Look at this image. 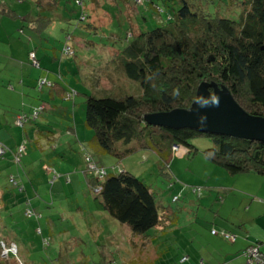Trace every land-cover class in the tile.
<instances>
[{"label":"trees","instance_id":"obj_1","mask_svg":"<svg viewBox=\"0 0 264 264\" xmlns=\"http://www.w3.org/2000/svg\"><path fill=\"white\" fill-rule=\"evenodd\" d=\"M70 1H73L78 9L74 29L79 30L82 35L79 37H82L80 47L83 49H88L87 43L98 37L104 44V40L114 44L118 35L109 31L113 26L112 17H116L118 13L123 14V9L130 13H127L131 20L128 22L131 28H135L133 34L127 31V43L121 50L114 51V58L120 60L123 76L138 85L139 93L124 96H115L113 93L102 96L85 94L84 125L86 129L91 130V135L87 138V145H81L80 152L85 164L84 181L93 194V204L97 210L104 211L119 223L127 225L134 235L144 234L162 222L158 204L148 184L121 163L115 164L110 170L99 163L96 164L94 155H110L117 158L118 162L138 152H144L145 155L149 153L158 160L156 162L159 167L169 176L170 161L175 153L172 146H180L187 152V156H191L197 151L191 141L207 137L211 140V146L203 149V152L229 174L256 172L264 175V143L261 141L208 134L189 128L154 126L147 124L143 119L145 114L151 112L189 108L195 99L197 86L204 81L224 85L243 109L251 114L264 116V0ZM223 1L227 9L237 8L238 14L232 17L222 16L218 8H209V4H220ZM40 2L42 0H37L38 4ZM58 2L59 0H52V6L47 10H54ZM90 3L93 10L102 9L109 14V34L97 35L106 28L96 24L90 12L86 10ZM103 5H106L109 11ZM150 12L152 17L149 16V19L154 26L142 28L141 23L147 22ZM0 14L6 19H14L16 16L14 9L6 8L3 4L0 5ZM41 18L45 20L41 26L50 22L48 17L41 15ZM24 27L20 26L18 33L19 36L28 38L27 61L33 67L39 68L38 48L48 45L49 40H42L45 43H41L36 37L38 35L34 34L39 33V29L30 31L35 36L33 39ZM65 32L61 54L74 55L76 49L74 45H68V41H75V37L69 29L66 28ZM31 52L35 55L37 66L30 58ZM42 79L45 83L41 84ZM36 81L39 89H42L44 84L50 88L54 85V82L46 77H39ZM177 90L178 95L175 94ZM75 93L77 92L67 88L62 97L68 99ZM40 105L34 106L29 114L16 113L14 124L19 115L25 116L26 122L18 126L35 122L43 113L39 111L38 115L33 117L34 111ZM70 128L77 138L73 123ZM77 141L81 142L79 138ZM23 142L26 147V140L23 139L18 143L17 149ZM0 144L6 147L5 154L9 150L8 145L2 141ZM16 152H12V161L20 164V160L14 161ZM145 155L141 159L145 160ZM85 156L97 168L104 169V177H99L95 168L87 167ZM42 170L48 173L45 165ZM57 176L59 175H54L55 178ZM64 176L66 182L70 181L69 174ZM20 177L10 173L7 184L0 185V219L6 222L2 220L5 224L2 233L9 236L8 243H14L17 251L19 248L15 240L21 228L14 223V226L8 229V222L9 218L13 217V208L19 203L18 195L26 190ZM99 186L100 190L95 192ZM179 197V194H172V202H177ZM22 210L23 216L27 218L38 220L42 216L31 208L29 199L25 201ZM26 210L31 211V215H27ZM46 224L50 225L48 221ZM36 232L42 233L40 228H37ZM49 244L50 237L43 238L42 245ZM11 254L9 253V256ZM36 254L35 252L33 255L38 257ZM15 262L6 263L0 260V264H17ZM29 262L35 264L34 260ZM106 263L121 264L110 258Z\"/></svg>","mask_w":264,"mask_h":264},{"label":"rangeland","instance_id":"obj_2","mask_svg":"<svg viewBox=\"0 0 264 264\" xmlns=\"http://www.w3.org/2000/svg\"><path fill=\"white\" fill-rule=\"evenodd\" d=\"M33 1L18 2V0H13L11 5L19 10L22 7H30ZM65 6L67 11H64V16L68 17V21L63 20L54 23L51 28L53 30L49 31L48 36H45L50 37L48 45L45 44L43 48H38L39 68L33 67L27 61V56L18 48L13 51L17 54V58L23 59V63L18 64L17 61H12L8 67V59L7 57L4 58L2 54L9 52L8 49H11L18 42L9 44L3 49L5 51L1 50V47H4L0 44V140L5 141L4 143L9 148L4 155H2L3 152H0V155H2L0 158V185L7 184L8 175L13 173L23 177H20V179L24 182L26 188L25 192L18 195L19 203L13 208V217L9 218L10 222H8V229L12 228L14 223L17 224L18 228H21V232L15 240L19 251H16L17 248L16 250L10 248L12 242L8 243L9 236H4L2 233L5 224L2 223L4 220L0 219L2 223H0V260L6 263L16 261L17 264H21L20 259L22 264H30L29 261L33 260L35 264H107L106 262L110 258L121 264H174L177 262L179 254L188 253L185 246L188 240L191 239V228L200 227L204 229L206 226L209 230L216 232L219 231L221 223L220 221H214V209H211V207H209V210L202 207L197 209L196 206L191 209L184 205L185 208L180 210L179 207L183 204L171 200L172 192L176 186L180 185L181 189L189 190L193 196L197 197H193V200L196 201L202 199L201 196L207 194L206 191L211 189L210 184L206 182L208 179L215 180L223 185H229L233 181L228 178L229 176L223 172L219 165L206 157L203 152V149L211 146V140L207 137H199L191 141L197 147V151L192 153L191 156H187L185 151L174 153L175 156H173L169 165L172 169L170 177L162 171L155 157L149 153L145 155L144 152H138L118 162L117 158L110 155H94L96 164H98L99 158L102 162L101 166L106 167L108 170L119 163L124 167L134 166L132 172L151 188L159 207L162 222L144 234L134 235L127 225L119 223L106 212L97 210L94 207L93 194L85 181L81 179L79 172L75 171L77 169L73 167L75 158L79 159L80 164L83 162L80 148L81 145L86 146L88 140L81 132V130H85V94L102 96L106 93H113L115 96H124L139 93L138 85L123 76L120 60L114 58V51L121 50L127 43L125 39L127 31L129 30L133 34L135 28H131L128 22L131 21L128 16L130 13L127 12V14L125 9H123V14L118 13L116 17H112L113 26L110 27L111 18L109 14L102 9L93 10L90 3L86 10L90 12L96 24L106 28L97 35L109 34L107 28L110 27L109 31L118 36H116L114 44H109L107 40H104V44L99 37L92 39L90 40L92 42H88V45H86L89 46L88 49L85 47L83 49L78 46L79 41L76 40L81 34L79 30L74 29L78 9L70 0L65 1ZM103 6L107 7L106 5ZM209 8L211 10L218 8L222 16L232 17L238 14L237 8L227 9L224 6V1L220 4L218 2L209 4ZM29 10H31V7ZM106 10L109 11L108 8ZM149 16L152 17V12L148 15L147 22L142 21V28L154 26ZM3 22H1L0 27L2 25L9 27L16 41L21 42L24 47H28L27 36H19L18 33V26L21 21L9 19ZM66 28L72 31L75 37V41H68V45H74L76 49L74 55L61 54ZM42 42L45 43V41ZM4 63L6 66L2 68ZM37 63H34V65L37 66ZM91 66H97V69L94 70L91 79L86 80L84 79L85 74L92 73ZM28 67L34 69L37 79L40 75L45 76L50 71V79L61 86L71 88L77 93L68 99H64L55 93L57 97L52 99L49 90L54 85L50 88L44 84L43 88L39 89L36 85L37 81H35L33 88L30 87L29 90L25 88V96H21V90L16 83H18L19 76L26 75ZM39 72H41L40 75H38ZM49 78L47 79L50 80ZM41 94H45L46 97L40 99L39 95ZM29 101H34V105ZM41 103L46 105V111L44 110L45 106ZM36 104H41L38 107H40V111L44 110L43 112L50 124L57 126L53 130L56 132V141L51 144V148L42 143V149H39L34 143L35 130L28 123L24 126H18V121H16L19 119L18 116L15 120L17 125L14 124V116L17 110L29 114ZM60 123L64 125L73 123L81 142H78L77 138H73V132L66 131L65 126ZM67 138H70L73 150L62 144ZM23 139L26 140V147L25 150L21 148L23 151L19 152L16 140L21 142ZM59 141L61 147L56 149L54 146H57ZM53 147L54 149H52ZM12 152H16L14 153V161L20 160V164L12 161ZM28 153L30 154L29 157H27ZM179 154L181 156H178ZM143 155H145V160L141 159ZM85 160H87L86 156ZM184 160H186V163L183 162ZM93 164H89L88 161L86 163L87 167ZM43 165L48 169V173L41 169ZM32 167L35 169V174L38 170L35 180H32L34 173L28 175V170ZM188 168L191 170L190 174H187ZM65 174L71 175L72 182H66ZM50 175H52L51 180ZM54 175L59 176L55 178ZM236 186L238 191L243 192L244 189V193L258 196L255 195V185L246 184L239 180ZM180 192L181 190L177 191L176 194L180 195ZM239 193H237L238 197L241 195ZM245 197L253 198L247 195ZM27 199L30 201L31 208L42 215L40 219L36 220L23 216L22 209ZM215 200V202L220 201L217 198ZM193 211L194 213L196 211V215L200 217L196 219V223L194 222ZM25 213L31 215L28 210ZM46 221L50 225H47ZM263 224V222L256 223L255 231H258L257 229H260ZM37 228L41 229V234L36 232ZM95 228L100 229L96 235ZM47 236L50 237V244L43 246V238ZM248 247H253V245ZM35 252L38 257L33 255ZM9 253L12 254L9 256ZM9 259L12 262L8 261Z\"/></svg>","mask_w":264,"mask_h":264},{"label":"crops","instance_id":"obj_3","mask_svg":"<svg viewBox=\"0 0 264 264\" xmlns=\"http://www.w3.org/2000/svg\"><path fill=\"white\" fill-rule=\"evenodd\" d=\"M13 0H0V5L3 4L6 8L14 9L15 11V20H20L21 23L18 26V29L20 26L24 25V29L28 34L33 36V33L30 31L39 29V33H35L36 37L42 40H49L47 37L50 34L49 31H52V26L54 23H59L58 21L62 22L65 20V22L68 21V17L64 16L65 9V0H59V2L56 5V8L54 10H47L49 7L52 6V0H42L40 4L37 3V0L33 1V4L30 7H22L21 9L14 8L12 4ZM25 1V0H24ZM19 2V1H18ZM60 9V10H59ZM67 11V10H66ZM42 16L48 17L47 19H50V22L46 24V26H41L43 24V20L41 18ZM39 19V20H38ZM4 20H9L4 18L2 14H0V24ZM38 20V22H37ZM42 20V21H41ZM45 21V20H44ZM4 23V22H3ZM7 23V22H5ZM3 26V25H2ZM1 26V27H2ZM0 27V44L4 47H1L2 51H5L7 46L11 43H17L12 46V48L8 49L9 52L2 54L4 58L7 57L8 62L7 66L12 61H17L18 64H22L23 59H19L16 57L14 49L18 48L23 52L24 55L27 53V47H24L21 42L16 41L14 38V34L12 30H10L9 27ZM82 36V35H81ZM35 36H33L34 39ZM82 37L77 38L76 40L79 41L78 46H80V41ZM19 44V45H18ZM37 51V50H36ZM7 54V55H6ZM46 55V54H45ZM6 64L4 63L2 68L5 67ZM9 67V66H8ZM22 67V66H21ZM92 67V66H91ZM32 67H28V72L26 75L22 74L19 76L18 83H16L21 90L20 95L25 96L24 90L25 88H33L35 81L37 79L36 73H34V69ZM95 68L92 67V73H86L84 76V79H91V77L94 75ZM3 70V69H2ZM41 72H39L38 75H40ZM50 71L45 76H39V77H50ZM35 79V80H33ZM50 79V78H49ZM52 80V79H50ZM54 82V80H52ZM15 90V88H13ZM67 87L61 86L54 82V86L51 90H49V95L52 99H56V94H58L60 97L63 96L64 91H66ZM19 90V91H20ZM29 90V89H28ZM31 92V91H30ZM56 93V94H55ZM46 96L45 94L39 95L40 99H44ZM52 102V101H51ZM29 103H32L34 105V101H29ZM42 104V103H41ZM37 105V104H36ZM42 105L45 106L44 110H47L46 105L43 103ZM29 107V104H28ZM43 110V111H44ZM22 112L21 110H17V113ZM30 126H32V129L35 130L34 135V143L37 145L39 149H42V143L44 145H48V147H52V143L56 141V132L53 130L54 127H57L54 124H50V121L46 117L45 113L43 112L39 119H37L35 122L28 123ZM61 125L65 126V130L72 133V130L70 128V125H64L63 123H60ZM30 128V127H29ZM31 129V128H30ZM62 131V130H59ZM18 132V131H17ZM76 132V128H75ZM84 137H90V132L88 129L85 128V130H81ZM69 133V136H70ZM27 134V133H26ZM73 138H76L74 134H72ZM77 135V132L76 134ZM8 136V135H7ZM28 137V134H27ZM79 136L77 135V139ZM43 140V141H42ZM80 140V138H79ZM3 143L5 141L0 140ZM19 140H16V145L18 144ZM57 144V143H56ZM62 144L66 145L70 150H73V145L70 142V138H67L66 141L62 142ZM54 145V144H53ZM56 149L61 147V142L59 141ZM54 147L52 149H54ZM69 150V151H70ZM30 154H27V157H29ZM82 156V154H81ZM175 156V155H174ZM178 156H181L180 154ZM32 159V158H31ZM83 159V157H82ZM158 162V160H156ZM31 162V161H29ZM84 162V161H83ZM83 162L80 164L79 159L75 158L73 160V167L77 170L76 172H79L81 175V179L85 180L83 171H84V164ZM186 163V160L183 161ZM98 163L101 164L102 162L98 158ZM189 167L188 165H186ZM132 167L134 166H128L126 167L129 170H132ZM39 168V167H38ZM73 168V169H74ZM222 168V167H221ZM42 169V166H41ZM223 172L229 176L228 178L231 179L233 182L229 185H223L222 183H219L215 180L208 179L206 181L210 184L211 189L206 191L207 194L202 195V199L199 200H193L195 195L187 190V189H181L182 187L180 185H177L174 191L172 192L175 194L177 191L181 190L180 197L178 199L181 204H183L180 208V210H183L185 206L194 209L193 207L196 206V208L202 207L205 210H209V207L211 209H214L213 213L215 215L214 221H220V229L219 231L212 232L205 226L204 229L202 228H196L190 229L192 230L191 239L188 240L187 245L185 246L188 253L178 255L177 262L174 264H248L246 261V257L244 256V250L249 245H256L258 246V250L264 254V224L260 227V229H257L258 231H255V225L256 223L263 222L264 223V175L259 174L256 172H246V173H240V174H229L224 168ZM28 170V168H27ZM172 169H170L171 171ZM30 171V172H29ZM190 169L188 168L187 174H190ZM25 173H27L25 171ZM35 174V169L32 167L30 170H28V175ZM37 173L34 175V178L32 180H35ZM239 180H242L246 184L255 185V195L247 194L243 192L238 191L236 189V185L238 184ZM70 181L72 182V177L70 175ZM240 192L239 197L237 193ZM222 195V196H219ZM251 196L253 198H246L245 196ZM219 199V202H215V199ZM185 205V206H184ZM192 212V210H191ZM194 213V211H193ZM194 222L196 223V219L200 218L196 215V211L194 213ZM177 219V218H176ZM191 224V223H190ZM217 224V223H216ZM177 226H179L177 224ZM95 228V235L97 232L99 233L100 229ZM180 229V228H179ZM164 230V229H163ZM222 231L228 232L232 235H235V239L231 240L224 235H222ZM180 232V231H179ZM229 240V242H228Z\"/></svg>","mask_w":264,"mask_h":264},{"label":"water","instance_id":"obj_4","mask_svg":"<svg viewBox=\"0 0 264 264\" xmlns=\"http://www.w3.org/2000/svg\"><path fill=\"white\" fill-rule=\"evenodd\" d=\"M219 95V107L199 108L193 101L189 108H174L169 111L147 113L143 119L147 124L167 128H189L208 134L226 135L238 139L255 140L264 143V116L247 112L234 99L224 85L201 82L196 96L207 97L209 92ZM206 114V125L198 124V117Z\"/></svg>","mask_w":264,"mask_h":264},{"label":"built area","instance_id":"obj_5","mask_svg":"<svg viewBox=\"0 0 264 264\" xmlns=\"http://www.w3.org/2000/svg\"><path fill=\"white\" fill-rule=\"evenodd\" d=\"M35 55L31 52L30 53V58L32 59V62H33V64L34 63H37V61H36V58L34 57ZM38 64V63H37ZM41 84L42 83H45V80L44 79H42L41 80V82H40ZM40 111V107H38L35 111H34V113H33V117H36L37 115H38V112ZM21 116V117H20ZM19 117V119L18 120H16V121H18V124L19 125H22V123H24V122H26V118H25V116H22V115H19L18 116ZM20 146V148H18V151L19 152H22L23 150H25V146H24V143H22V144H20L19 145ZM21 148L23 149V150H21ZM6 149V147H4V145L2 146L1 144H0V152H3V154H4V150ZM172 149H173V151L174 152H181V151H183V149L180 147V146H177V145H173L172 146ZM17 151V152H18ZM1 156V155H0ZM14 159H15V157H14ZM87 161H88V163L89 164H92L91 163V160L89 159V158H87ZM90 168H92V169H96V172L98 173V175H99V177H104V174H105V171H104V169L103 168H97L96 166H95V164H93L92 166H90ZM100 186L98 187V188H96L95 189V192H98L99 190H100ZM194 191H197V190H194ZM177 198V196H175L174 197V199H176ZM29 211V210H28ZM30 213H31V211H30ZM213 233H214V231H212ZM222 235H224V236H226V238H229L230 237V239L231 240H234L235 239V235H232V234H230V233H228V232H225V231H222ZM10 248H12V250H16V246H15V244L14 243H12V245H11V247ZM247 251H245V255L247 256V261H248V263H256V264H264V254L263 253H261L259 250H258V246H254L253 245V247H248V249H246ZM17 251V250H16ZM15 254V253H14ZM253 256V257H252ZM20 261V263L22 264V260L20 259L19 260ZM112 264H116V263H112Z\"/></svg>","mask_w":264,"mask_h":264},{"label":"clouds","instance_id":"obj_6","mask_svg":"<svg viewBox=\"0 0 264 264\" xmlns=\"http://www.w3.org/2000/svg\"><path fill=\"white\" fill-rule=\"evenodd\" d=\"M175 94H179L178 90L176 91ZM199 108H207V107H219V95L216 94L215 92L210 91L209 95L207 97L203 95H199L195 97L193 101ZM207 122V116L206 114H201L198 117V124L203 127L206 125Z\"/></svg>","mask_w":264,"mask_h":264}]
</instances>
